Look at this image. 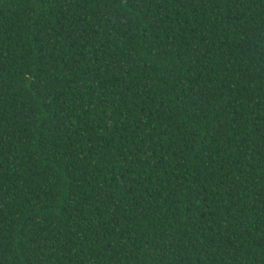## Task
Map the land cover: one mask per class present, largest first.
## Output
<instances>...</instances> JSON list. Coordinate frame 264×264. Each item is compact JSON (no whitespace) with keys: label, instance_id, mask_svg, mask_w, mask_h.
Wrapping results in <instances>:
<instances>
[{"label":"trees","instance_id":"trees-1","mask_svg":"<svg viewBox=\"0 0 264 264\" xmlns=\"http://www.w3.org/2000/svg\"><path fill=\"white\" fill-rule=\"evenodd\" d=\"M0 264H264V0H0Z\"/></svg>","mask_w":264,"mask_h":264}]
</instances>
